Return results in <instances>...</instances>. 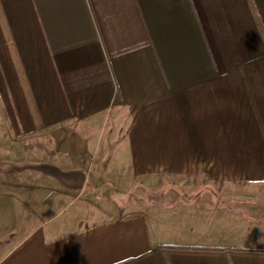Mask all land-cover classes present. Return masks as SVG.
Listing matches in <instances>:
<instances>
[{"label": "crops", "instance_id": "crops-1", "mask_svg": "<svg viewBox=\"0 0 264 264\" xmlns=\"http://www.w3.org/2000/svg\"><path fill=\"white\" fill-rule=\"evenodd\" d=\"M0 264H264V0H0Z\"/></svg>", "mask_w": 264, "mask_h": 264}, {"label": "rangeland", "instance_id": "rangeland-1", "mask_svg": "<svg viewBox=\"0 0 264 264\" xmlns=\"http://www.w3.org/2000/svg\"><path fill=\"white\" fill-rule=\"evenodd\" d=\"M142 181V182H141ZM140 184H142L141 188H137L134 194V199L132 203H243L242 194L243 192L241 189H237L235 192L233 190V186H218L215 187L217 192H213L211 189H206L200 187V183L206 184L210 183L209 179L205 177H184L182 179H172V180H159L156 182L157 186L156 188H160L159 191H151L149 187H147L148 182L141 180ZM119 183H122L119 181ZM153 183V182H152ZM150 182V186H153ZM190 185L188 189L185 188V185ZM211 184V183H210ZM174 186L171 189L167 188L169 186ZM118 187H121L123 191L116 190L117 192H113L112 194L116 197H119L124 200H126L127 195L130 194V191L125 189L127 187V183L125 182L122 185H118ZM161 187H163L161 189ZM166 187V188H165ZM239 186H235L237 188ZM240 192H239V191ZM141 191H144L143 194H141V199L138 200V193H141ZM17 191L13 190V195H18L19 193ZM129 193V194H128ZM236 195L234 198L235 200H232V198ZM240 193V194H239ZM242 196V197H239ZM232 197V198H231ZM18 198V197H17ZM237 198V199H236ZM246 198V197H245ZM13 203H15V200L13 198ZM250 209V208H249ZM250 222V221H248ZM237 237L242 240V235L237 234ZM236 239L235 242H238L239 239ZM239 240V241H240Z\"/></svg>", "mask_w": 264, "mask_h": 264}, {"label": "clouds", "instance_id": "clouds-1", "mask_svg": "<svg viewBox=\"0 0 264 264\" xmlns=\"http://www.w3.org/2000/svg\"><path fill=\"white\" fill-rule=\"evenodd\" d=\"M242 250H245L246 251V249H242Z\"/></svg>", "mask_w": 264, "mask_h": 264}]
</instances>
